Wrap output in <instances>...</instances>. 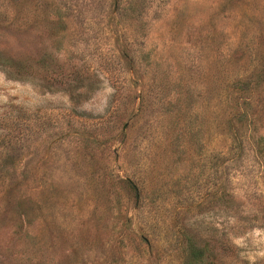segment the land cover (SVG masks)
<instances>
[{
    "label": "rangeland",
    "instance_id": "374dc122",
    "mask_svg": "<svg viewBox=\"0 0 264 264\" xmlns=\"http://www.w3.org/2000/svg\"><path fill=\"white\" fill-rule=\"evenodd\" d=\"M186 240L264 264V0H0V264Z\"/></svg>",
    "mask_w": 264,
    "mask_h": 264
},
{
    "label": "trees",
    "instance_id": "16d2710c",
    "mask_svg": "<svg viewBox=\"0 0 264 264\" xmlns=\"http://www.w3.org/2000/svg\"><path fill=\"white\" fill-rule=\"evenodd\" d=\"M3 69L7 71V68H3ZM8 74H9V70H8ZM13 77H16V76H13ZM218 197L220 200H232L230 196V192L224 190L223 187L219 190ZM180 263L181 264H206L207 260H205V254L203 252V249L199 245L195 244L192 241L186 240L184 246L182 247Z\"/></svg>",
    "mask_w": 264,
    "mask_h": 264
}]
</instances>
